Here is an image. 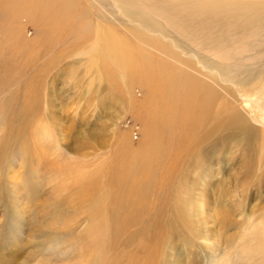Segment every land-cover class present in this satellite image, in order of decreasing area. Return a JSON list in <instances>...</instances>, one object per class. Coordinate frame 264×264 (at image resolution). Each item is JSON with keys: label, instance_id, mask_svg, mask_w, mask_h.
Returning <instances> with one entry per match:
<instances>
[{"label": "rangeland", "instance_id": "obj_1", "mask_svg": "<svg viewBox=\"0 0 264 264\" xmlns=\"http://www.w3.org/2000/svg\"><path fill=\"white\" fill-rule=\"evenodd\" d=\"M201 1L0 0V264H264V0Z\"/></svg>", "mask_w": 264, "mask_h": 264}, {"label": "bare ground", "instance_id": "obj_2", "mask_svg": "<svg viewBox=\"0 0 264 264\" xmlns=\"http://www.w3.org/2000/svg\"><path fill=\"white\" fill-rule=\"evenodd\" d=\"M173 1H180L181 2V4H180V5H182L181 10L185 14L191 13L193 11L194 12L200 11L201 9L209 10L212 7V5H211L212 2L211 3H205L204 1H201V0H188V2H185V0H173ZM217 1L225 2V0H217ZM218 4L214 3V5H218ZM66 5L70 6L68 4H66ZM261 5H263V7H264V4H261ZM251 6H255V5H253L249 2L245 3L243 0H237L236 2H234V6L232 8H230V11H236V10L244 11L246 9H250ZM231 17H233V15ZM231 17L230 16L226 17L225 23L230 24L231 23L230 19H232ZM240 18L243 19L246 26L249 25L250 19H248V17L239 16V19ZM238 25H241V23H239ZM236 27H237V25H236ZM128 50H130V49H129L128 45H126L123 47L122 51L123 52H129ZM145 62H147V61H145ZM132 70L137 72V76L139 77V79L143 78V80L147 82L146 83L143 81L148 87H150L151 90H154V93H151L152 102L164 100L163 99V91H161V90L164 89L165 85L169 86L170 84H172L175 81V78L171 74V72H168V71L166 72V70L161 68L159 65H157V66L155 65L154 70L151 68L150 69L152 71L151 73L145 72L146 69L144 68V63H142L140 65H132ZM138 77H136V78H138ZM163 80L165 83L163 82ZM161 86L162 87L164 86V87L162 88ZM189 87H190V93H191L190 96L192 98H195L197 96L198 99L200 100V105L196 108L194 113L197 117L201 118L203 116V113H204L202 101L204 100L206 102V104H211L208 106V110L211 111L213 108L212 97H214L215 94L212 92L211 89H209V87L201 86V84L198 85V87L196 85H192ZM205 110H206V108H205ZM261 110L264 112V108L261 107ZM186 121H188V120H186ZM233 121L235 124H238V122L240 123V120L237 117H234ZM258 123H259V121H258ZM263 156H264L263 154H258L256 159L259 161L264 160ZM258 163H260V162H258ZM250 167L251 168L254 167V165L251 162H250Z\"/></svg>", "mask_w": 264, "mask_h": 264}]
</instances>
